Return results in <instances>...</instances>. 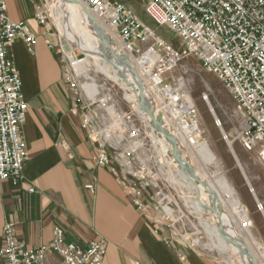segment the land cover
I'll return each mask as SVG.
<instances>
[{"label": "built area", "instance_id": "built-area-1", "mask_svg": "<svg viewBox=\"0 0 264 264\" xmlns=\"http://www.w3.org/2000/svg\"><path fill=\"white\" fill-rule=\"evenodd\" d=\"M43 1L34 13L40 26L49 22ZM75 1L113 31L154 98L155 116L168 119L175 129L197 125L199 119L195 105L185 99L181 78L174 76L177 66L185 57H192L214 75L232 97L241 118L236 140L247 152H254L264 166V0H136L156 27L173 33L179 48L158 36L133 8L118 0ZM17 39L33 51L34 34L24 22L11 21L6 0H0V182L10 181L14 186L24 183L22 170L29 158L22 134L28 104L9 52ZM44 43L63 63V79L72 99L68 111L79 119L86 139L96 146L95 164L120 177L138 211L157 212L152 196V189L157 188L155 166L142 160L151 152L146 139L151 146L157 141L136 111L139 97L131 102L124 98L123 103L130 105V110H125L112 94L100 95L97 86L92 92L90 84L80 82L84 75L74 52L71 57L59 38L55 43ZM87 189L92 190V186ZM33 191L28 188L29 193ZM239 227L252 230L248 213L239 220ZM107 245L105 239L98 238L81 248L66 241L62 228L55 226L48 245L27 248L16 237L14 224L5 223L0 259L5 264H48L52 255L61 264H102Z\"/></svg>", "mask_w": 264, "mask_h": 264}, {"label": "crops", "instance_id": "crops-1", "mask_svg": "<svg viewBox=\"0 0 264 264\" xmlns=\"http://www.w3.org/2000/svg\"><path fill=\"white\" fill-rule=\"evenodd\" d=\"M39 3L6 0L9 19L27 24L36 45L29 52L17 39L9 51L28 104L22 134L29 158L22 170L23 184L0 182V248L5 223L14 224L16 237L27 248L48 245L58 226L66 241L81 248L105 239L102 264H218L174 238L157 212L138 211L120 177L95 164L96 146L68 111L72 99L63 64L44 43L57 42V37L34 18ZM28 188L34 191L29 193ZM48 264L61 263L50 255Z\"/></svg>", "mask_w": 264, "mask_h": 264}, {"label": "rangeland", "instance_id": "rangeland-1", "mask_svg": "<svg viewBox=\"0 0 264 264\" xmlns=\"http://www.w3.org/2000/svg\"><path fill=\"white\" fill-rule=\"evenodd\" d=\"M118 1L133 8L139 19L150 26L158 36H161L165 41L171 43L175 48H179L178 39H176L173 33L166 27H156L143 13L140 4L136 0ZM43 2L46 4L49 14L47 28L54 36L62 41L64 47H68L67 50L64 48L67 53L71 54L74 52V57L80 60V63H78L79 70L81 75H84L80 82H86V85L90 84L88 87L93 89V91L91 90L92 92H95L94 88L97 86L100 95H105L107 93L112 94L116 97L123 109L130 110V105H125L123 100L126 98L131 102L132 98H130L129 95L132 92H136V90L133 88L130 80L123 76V73L127 71L128 73L130 72L129 75L135 74L138 82L145 87V83L139 76L138 70L134 68L129 71L124 64L125 62H121L117 57V61L120 62L118 65L120 64L119 70H121L120 72L122 74L121 79L128 88L123 87L120 81H113L109 77H106L105 74L97 68L94 61L85 54L82 47L72 41H69L68 44L63 41L58 24L71 28L69 24L70 18L65 17L62 13L53 12V10L56 9L55 4L57 0H45ZM77 5L79 11L83 13L86 19L91 21L94 26L101 29V31H110L100 20L97 18L92 19L89 13L84 11L79 4ZM117 43L119 44V42ZM73 54H71V57H73ZM125 57L128 58L127 56ZM131 60L133 61V59ZM133 63L135 64L134 61ZM174 76L181 78L183 90L186 93L185 99L187 102H191L195 105L199 118L197 125H194V127H192V125L188 126L187 133H182L186 126L179 131L180 134L178 137L181 138L184 143H187L186 140L188 139L189 145L194 148L195 152V154L192 152L193 149L185 150L190 164L193 165L196 170H192V173H190L188 168L183 169L189 172L188 175L193 180L201 182L200 184L195 183V185L209 198L217 199L213 191V189H215L217 194L223 197L228 205H235L234 200H229L227 197L229 194L234 193L239 200L236 204L237 209H234V211L244 215L248 213L253 221V228L252 230L246 231L240 229V219L236 218L237 230L241 234V237L247 239L248 242H241V244L235 240H229L228 242L231 246H236L238 249L239 245L244 249L247 247L248 250L250 246L252 250L256 252V263L264 264V216L261 213V210L264 212V166L258 161L254 152H247L240 145L238 140H236V135L241 126V118L238 115L236 104L218 79L214 75L204 71L200 64L192 57H185L180 62L174 71ZM145 89L147 91L146 87ZM147 93L151 101L147 100L146 95H144V97L148 101L149 110H152L151 106H153V108L155 107L154 98L148 91ZM140 110L145 115L146 119H144L152 130L145 110L141 109V106ZM156 122L159 128L166 130L164 124L162 122L160 123L159 119H156ZM169 127L171 128L170 125ZM221 129L226 136H223ZM157 134H155L156 137L154 139L157 141V145L154 144L151 146V141L146 139V144L150 147L151 152L148 153L149 157L146 156L142 160L147 159L144 161L147 165L152 167L153 164V166H155V173L153 175L157 177V188L152 189V196L155 203H157V215L162 218L161 222L165 230L171 231L172 234L176 236L174 238L184 244V246L201 256L212 258V260L218 264H240L241 260L233 255L230 250L216 248L214 246L216 237L209 234L210 239L214 243L210 242L205 227H211L213 219L206 210V207L202 206L199 202L195 204L196 206L194 208H191L189 203L190 200L195 202L193 200L195 196L188 194L189 192L186 188L178 186L177 179L174 178L171 180V177L175 176L173 166L177 163H172L173 166H169V164L164 162V156L169 153L167 145H170V150L173 149V146L172 143H169L161 136L160 132ZM195 134H197L201 140L200 143L194 140L196 137ZM224 137L226 139H224ZM227 139L231 142L240 164H237L231 155L226 142ZM173 144L174 147L178 149L175 140ZM178 154L179 152L177 155ZM152 158L156 162L155 165L151 160ZM180 163L181 162H178V164ZM175 168L181 169L182 167L176 166ZM202 172H204V174ZM248 183L252 187L255 197L249 191L251 188L249 189ZM204 184L208 186H204ZM210 185H212V189L209 187ZM223 186L226 187L227 191ZM229 189H232L231 192H228ZM257 206H260L262 209L257 208ZM161 207L164 208L165 212ZM167 208L170 209L171 212L167 213ZM217 233L221 234L220 229H218ZM253 244L255 247H252ZM245 254L246 256L241 254L246 259V262L243 264H252V262L248 260L249 257H247V253Z\"/></svg>", "mask_w": 264, "mask_h": 264}, {"label": "bare ground", "instance_id": "bare-ground-1", "mask_svg": "<svg viewBox=\"0 0 264 264\" xmlns=\"http://www.w3.org/2000/svg\"><path fill=\"white\" fill-rule=\"evenodd\" d=\"M55 5H56V7H55L56 9H54L53 12H56V13L58 12L59 14L62 13L65 15V17L70 18L69 24L71 25V28H68L64 25L58 24V27L61 31L63 41L66 44H68L69 41H72V42L76 43L78 46L82 47L83 50L85 51V54H87L92 59V61H94L97 68H99V70H101L103 72V74H105L106 77H109L113 81H120V83L123 87L128 88V86L121 79L122 74L120 72L121 70H119L120 64L118 65V63H120V62L117 61V57L121 60V62H123V61L125 62L124 64L126 65V68L129 71L136 68V66L133 63V61L129 58L128 54L125 55V53L122 52L123 51L122 46L117 43V38L114 35L113 31L110 29H109L110 30L109 32L106 29H105L106 31H101V29L94 26L93 23L91 21L87 20L86 17L84 16V14L79 11L78 5L75 4L72 0H57V3ZM125 56H127L128 58H126ZM129 73L126 71L125 73H123V76L126 79L130 80V82L133 85V88H135V90H136V92H132L129 95V97L132 98V100H134V99H136V97L137 98L140 97V95L142 93L143 96L146 95L147 100L151 101L150 96L148 95L144 85L141 84L140 82H138V79L135 76V74L129 75ZM151 107H152L151 108L152 110H149V111H148V109L145 110L146 115L148 113H151V115L154 116L153 119H156L155 111H154L155 109L153 108V106H151ZM136 111L139 112V114L141 115L143 120L146 122L145 115L140 110V107ZM147 118H148V122L150 125L151 119H149L148 115H147ZM159 120H160V123L162 122L164 124L166 130L169 131L170 134L173 136L175 143H177V146H178V149H176L174 147V149L176 150V153L179 152V154L177 155V157H178L177 159L174 157L173 149L170 150V145H167L169 153H167V155L164 156V162L169 164V166L170 165L173 166L172 163H175V162L177 163V164H175V166H173L174 167L173 172L175 173V176H172L171 180L174 178L177 179V185L178 186L186 188L189 192V193L187 192L188 194L195 196V198H193V200L195 202L190 200L189 206L191 208H194L196 206L195 204H197L199 202L202 206L206 207V210L210 213V216L213 219V222L211 224V227H209V226H207L209 228L205 227V231H206V234L208 235L210 242L212 243L213 241L210 239L209 234L211 236L216 237V243L214 244V246L216 248H219L221 250H227V249L230 250L233 253V255L237 256L238 259L241 260L240 264H243L246 262L245 257L242 256V255L246 256L245 253H247V257H249L248 260H250L252 262V264H257L255 261L256 252H254L250 246H249V250H248L247 247H245V249H244L239 245V249H240V251H239V249L236 246H233V245L231 246L228 242L229 240L230 241L231 240L238 241L239 244H241V242L242 243L248 242L247 239L241 237V234L237 230V219L236 218L242 219L244 217V214L236 213L234 211V209H237L236 204L238 203L239 200L236 198L234 193H231L227 197L229 200H234L235 205H228L226 203L225 199L223 197H221L219 194H217L215 189H213V191L215 192L217 199H215V198L212 199V198L205 196L202 193V191L195 185V183L200 184L201 182L193 180L188 175L189 172H187V170H185L186 168H188L190 173H192L191 172L192 170L193 171L196 170L194 168V166L190 164L188 155H186V153H185V150H188V149L192 150L193 149L192 152L195 154L194 148L189 145L188 139L186 140L187 143H184L182 141V139L178 137L180 134V132H179L180 129H175L173 127V125H171L169 123L168 119H166V118L162 119L161 118ZM146 124H147V122H146ZM169 125L171 126L172 129L169 127ZM147 126H148V124H147ZM192 127H194V125H192ZM151 128H152V132H153L154 136L156 137L155 134H157L158 131L154 130L153 127H151ZM187 132H188V127H185L184 131L182 133H187ZM221 132H222L223 136H226V134L222 131V129H221ZM195 136L196 137L194 140L197 143H200L201 140L199 139L197 134H195ZM184 139H185V137H184ZM224 139H226V138L224 137ZM226 142H227L230 153L233 156L234 160L236 161L237 164H240L238 157H237V155H236V153H235V151L231 145V142L228 141V139ZM179 143H180V145H179ZM187 146H188V148H187ZM182 147H183V149H182ZM177 150H178V152H177ZM178 162H181V163L178 164ZM176 166H180L182 168L177 169V168H175ZM183 168H185V169H183ZM202 173L204 174V172H202ZM197 176L199 177L198 174H197ZM204 186H208V185L204 184ZM209 187L211 188L212 185H210ZM248 187H249V189L251 188L249 191L255 197V193H254V191H253V189L249 183H248ZM223 188L227 191L226 187L223 186ZM231 190L229 189L228 192H231ZM168 208L166 209L167 213L171 212V210ZM261 213L264 216L263 210H261ZM218 229H220L221 234L217 233ZM249 236H250V234H249ZM207 246L210 247L209 245H207ZM252 247H255V245L253 244Z\"/></svg>", "mask_w": 264, "mask_h": 264}, {"label": "water", "instance_id": "water-1", "mask_svg": "<svg viewBox=\"0 0 264 264\" xmlns=\"http://www.w3.org/2000/svg\"><path fill=\"white\" fill-rule=\"evenodd\" d=\"M72 1L75 2V3H77L75 0H72ZM77 4H78V3H77ZM79 5H80V4H79ZM80 7L83 8L84 11H86L85 8H84L83 6L80 5ZM86 12H87V11H86ZM87 13H88V12H87ZM90 16H91V15H90ZM91 18L94 19L92 16H91ZM65 49L67 50L68 47L65 46ZM140 93H141V92H140ZM139 102H140V106H141L142 109H144V110H147V109H148V111H149V107H148L149 104H147L148 101L145 99V97L143 96L142 93H141V95H140V97H139ZM147 115L149 116V119H151V123H150L151 127H153L154 130L160 132L161 136H163V137L165 138V140H167L169 143H172V146H173V154H174V157L177 159V158H178V157H177V153H176V150L174 149V144H173V142H174V138H173V136L170 134L169 131L159 128V126H158V124H157V122H156V119H161V116L158 115V116L156 117V119H153L154 116L151 115V113H148ZM159 121H160V120H159ZM186 175H187V174H186ZM188 177H189V176H188Z\"/></svg>", "mask_w": 264, "mask_h": 264}]
</instances>
